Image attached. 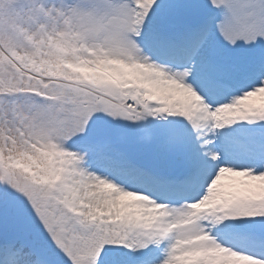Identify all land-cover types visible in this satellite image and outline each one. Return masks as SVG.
Wrapping results in <instances>:
<instances>
[{
    "label": "snow or ice",
    "instance_id": "snow-or-ice-1",
    "mask_svg": "<svg viewBox=\"0 0 264 264\" xmlns=\"http://www.w3.org/2000/svg\"><path fill=\"white\" fill-rule=\"evenodd\" d=\"M0 264H264V0H0Z\"/></svg>",
    "mask_w": 264,
    "mask_h": 264
},
{
    "label": "rangeland",
    "instance_id": "rangeland-1",
    "mask_svg": "<svg viewBox=\"0 0 264 264\" xmlns=\"http://www.w3.org/2000/svg\"><path fill=\"white\" fill-rule=\"evenodd\" d=\"M257 103H259L260 102V100H259V98H257V101H256Z\"/></svg>",
    "mask_w": 264,
    "mask_h": 264
}]
</instances>
